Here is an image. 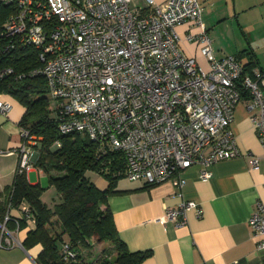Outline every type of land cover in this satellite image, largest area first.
<instances>
[{"label": "built area", "instance_id": "1", "mask_svg": "<svg viewBox=\"0 0 264 264\" xmlns=\"http://www.w3.org/2000/svg\"><path fill=\"white\" fill-rule=\"evenodd\" d=\"M0 1L11 7L3 28L9 45L38 50L40 63L19 75L45 78L59 132L84 134L102 152L120 151L128 179L146 184L169 179L181 196L184 168L196 163L199 176L208 178L214 162L241 154L230 127L242 98L239 81L248 91L246 108L257 109L250 118L264 148V68L241 78L243 66L235 55H214L199 0ZM185 22L199 27L186 38L203 42L208 68L179 47L176 26ZM10 71L0 69V77ZM11 108L1 93L0 113ZM20 135L16 171L27 173L38 156V138L22 126ZM246 154L257 168L259 157ZM189 209L201 215L196 201L183 199L166 207L161 219L184 224ZM20 210L34 222L26 202ZM9 218L7 211L0 245ZM249 223L257 248L264 250V199L255 201ZM62 252L64 258L73 255L67 243Z\"/></svg>", "mask_w": 264, "mask_h": 264}, {"label": "crops", "instance_id": "2", "mask_svg": "<svg viewBox=\"0 0 264 264\" xmlns=\"http://www.w3.org/2000/svg\"><path fill=\"white\" fill-rule=\"evenodd\" d=\"M199 2L214 55L221 58L249 49L256 61L253 71L264 68V0ZM176 30L180 36L179 47L208 68V61L201 52L203 42L186 38L188 31L197 32L199 27L185 22L177 25ZM246 57L244 53L242 60L247 61ZM6 95L3 93L8 99ZM247 101L248 96H243L236 103L230 121L241 154L214 162L209 167L208 178L199 176L196 163L184 168L181 196L176 194L179 188L169 179L154 184L125 176L116 179L119 191L107 195L106 205L126 247L130 251H148L140 264H233L234 260L239 264H254L264 259V250L257 248L249 223L255 201L264 199V148L250 118L251 112L257 109L250 112L246 108ZM23 111V106L12 103L7 115L0 113V150L12 151L0 154V191L12 182L15 174L18 159L15 149L22 142L18 121ZM247 151L259 157L257 168L251 167ZM35 154L38 155L37 151ZM35 160L26 173L27 178L32 184L42 185L44 170L34 164ZM93 181L101 188L108 184V180L98 174ZM42 194V201L52 208L50 201L56 199L55 194L50 200ZM183 199L196 201L201 215L189 209L186 222L181 225L161 219L166 207H175ZM8 214L13 227L3 233L0 264H39L36 257L40 244L29 248L22 244L33 223L26 219V223L18 227V218L22 217L20 207H10Z\"/></svg>", "mask_w": 264, "mask_h": 264}, {"label": "trees", "instance_id": "3", "mask_svg": "<svg viewBox=\"0 0 264 264\" xmlns=\"http://www.w3.org/2000/svg\"><path fill=\"white\" fill-rule=\"evenodd\" d=\"M10 11V5L0 1V69L11 68L7 76L0 77V94L11 95L23 105L24 111L18 124L39 138L35 146L38 156L34 164L49 173L50 183L55 185L59 199L52 208L48 207L40 198L45 187L30 183L25 172L15 170L12 182L0 191V222L4 221L8 207H20L22 202L29 205L34 222L22 244L26 248L40 244L41 249L36 257L39 264H140L148 251H130L126 247L106 205L107 195L119 191L116 189V179L124 176L122 153L118 150L102 152L98 144L84 134L59 132L55 112L48 109L45 78L19 75L40 61L35 47L9 45L3 28ZM244 53L247 54V61L242 60ZM253 56L249 49L235 54L243 66L241 78L252 74V68L256 65ZM238 87L242 97L248 96L241 81ZM56 140L59 145L55 144ZM96 174L108 180L106 187L101 188L93 181ZM21 215L18 227L26 223V216ZM11 221L13 225L10 218L5 221L8 229L13 227ZM88 238L97 242L108 241L114 256L84 259L76 248L78 245H89ZM65 243L73 252L72 256L66 258L62 252Z\"/></svg>", "mask_w": 264, "mask_h": 264}, {"label": "rangeland", "instance_id": "4", "mask_svg": "<svg viewBox=\"0 0 264 264\" xmlns=\"http://www.w3.org/2000/svg\"><path fill=\"white\" fill-rule=\"evenodd\" d=\"M5 97H8V99H10L9 101L11 104L13 103V104H18L19 106H23L21 104V102L18 99H16L15 97H13L11 95H6ZM48 109H51L50 101L48 103ZM37 138L38 137L36 136V139ZM34 145L36 146V144H34ZM41 176H42L41 183L45 187V189L42 190V193L44 192L42 195L45 196L46 198H48V200H50L51 196L55 194L56 199L55 200L52 199L50 201V205L54 206L57 199H59V195L57 193L56 187H55V185L50 183L48 172L43 171L41 173ZM87 240H88L89 245H87V246L78 245V247L76 248L82 254L84 259L89 260V259H97V258H101V257L112 258L114 256L115 253H114V251H113V249H112V247L108 241L97 242V241L93 240L92 238H88Z\"/></svg>", "mask_w": 264, "mask_h": 264}]
</instances>
